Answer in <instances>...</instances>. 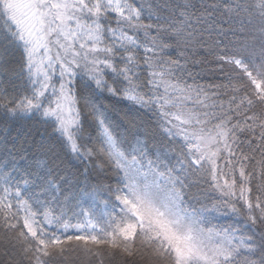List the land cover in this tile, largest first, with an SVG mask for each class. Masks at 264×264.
Returning a JSON list of instances; mask_svg holds the SVG:
<instances>
[{"label":"snow or ice","instance_id":"obj_1","mask_svg":"<svg viewBox=\"0 0 264 264\" xmlns=\"http://www.w3.org/2000/svg\"><path fill=\"white\" fill-rule=\"evenodd\" d=\"M0 264H264V0H0Z\"/></svg>","mask_w":264,"mask_h":264}]
</instances>
